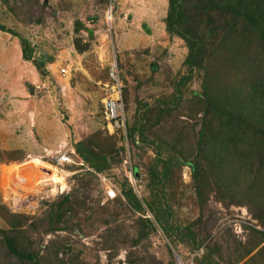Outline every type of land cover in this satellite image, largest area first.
<instances>
[{
	"label": "rangeland",
	"instance_id": "rangeland-1",
	"mask_svg": "<svg viewBox=\"0 0 264 264\" xmlns=\"http://www.w3.org/2000/svg\"><path fill=\"white\" fill-rule=\"evenodd\" d=\"M225 2L187 4L188 27L206 42L205 59L178 92L188 49L167 31V0H0V264H175L172 249L185 257L194 243L216 264H264V141L253 131L264 119L248 120L252 129L231 122L230 133L220 131L242 137L222 144L223 153L216 135L223 119L206 111L205 90L211 98L216 90L227 106L245 97V81L264 78V40L254 33L234 63L236 34L250 25ZM20 39L46 62L44 75L23 59ZM114 59L125 141L110 131L104 109L115 98ZM202 129L213 151L198 146ZM78 142L107 158L103 173L117 183L114 200L87 164H56L55 152L75 151ZM126 159L134 183L124 175ZM162 160L176 162L156 185L150 171L162 173ZM241 168L255 180H227ZM123 184L144 212L122 195ZM147 203L169 212L173 230L191 228L194 239L166 234ZM146 217L155 230L141 237ZM1 230L32 260L11 254Z\"/></svg>",
	"mask_w": 264,
	"mask_h": 264
},
{
	"label": "trees",
	"instance_id": "trees-1",
	"mask_svg": "<svg viewBox=\"0 0 264 264\" xmlns=\"http://www.w3.org/2000/svg\"><path fill=\"white\" fill-rule=\"evenodd\" d=\"M168 1V10H167V17H166V28L170 35L176 36L183 40L186 44V47L188 49L186 59L184 61V64L187 67L186 75H184L178 82V92H180V88L183 87L186 83H188L192 79L193 71L202 69V64L205 59L204 50H205V44L206 42L198 36L195 32H193L188 27L189 22V16L186 11V6L190 2V0H167ZM210 6H213L214 8L220 7V0H213V5L210 4ZM209 6V7H210ZM224 8H230L233 10L234 18L239 15L242 19H244L250 26L249 29L245 31V26L243 27V30L236 34L238 36V39L234 42L233 50L235 51V58H232L234 63L238 65V57L239 56H245V48H247L248 45V37L247 35L250 33H254L258 37H261L264 40V0H226L225 4H223ZM1 29H4L3 27H0ZM235 36V37H236ZM257 38V37H256ZM246 40V41H245ZM20 45L22 50V57L26 61H32L33 64L38 69L39 73L41 75L45 74V65L46 62L44 60H35L33 53L34 49L31 47L30 43L26 39H20ZM243 46V48H241ZM243 59L241 58V64L244 65ZM249 86V91H247L244 95V98H239L240 100H236L235 102H230L225 106L223 103L225 102V97L217 99V96H219V93L214 90L212 91L213 98L210 97L209 91L205 90L204 95L207 97L208 100V106L206 108V111H211L213 114H215L218 118L223 119V123H221V130H217V138L220 139V149L223 152L224 146L222 144H225L226 141L231 140H242V137H234L232 134H225L220 131H226L227 133H230V123L235 122V124L238 127H244L247 126L248 129H252L248 126H251V124H247L246 122L248 120H253L252 118H255L256 116H259L264 119V78L259 77L255 81L248 83L245 81ZM245 82L238 83V87L243 85L245 86ZM238 87H234L232 90L238 91ZM230 92V91H229ZM258 101L256 102V99ZM178 99H176L177 101ZM174 101V103L176 102ZM222 104V105H221ZM221 105V106H220ZM254 122L258 125H260L259 120H254ZM253 127V126H252ZM205 128V126H204ZM203 128V129H204ZM254 132L259 134L264 141V126L263 129L259 127H253ZM200 132V136L198 139V146H202V144H205L208 146V149L210 151H213L209 147V141L210 138H207L203 136V133L205 130ZM140 136H142L143 132L140 131ZM219 135V137H218ZM221 135H225L224 137H220ZM259 137V138H261ZM216 138V140H217ZM260 142V141H259ZM245 143V141H244ZM262 143V142H260ZM216 144V143H215ZM75 153L78 155V157L83 161V163L87 164L89 168L93 169L95 172H103L106 169L109 168L108 160L105 156L100 155L99 153L95 152V150L91 149L90 147L86 146L83 142H78L74 146ZM224 153V152H223ZM163 161L164 164V171L162 173H158L156 167L151 168V178L154 182H156V185L162 183V179L166 177L169 167L176 162V160L170 161ZM220 161H223V158L220 156ZM159 163L160 160H159ZM219 164L218 166H220ZM192 170L194 171L195 176H197V169H199L198 164H192L190 165ZM239 170V171H238ZM235 170L233 176H226L227 180L236 181L237 176H251V172H249V169H238ZM88 171V170H87ZM91 174L90 172H87ZM259 175L256 176V181L258 180ZM253 181L255 180V175L251 176ZM122 195L128 200L129 203L132 204L138 210V212H144L138 198L133 193L132 189L127 187L126 185H122L121 189ZM68 201V196H64L61 199L60 204H58V207L61 205V203H65ZM147 207V210L152 214L155 222L158 224V226L161 227L162 230L166 232V234H169L170 232H176L179 236V240L183 241V238L188 237L191 240L194 239L192 237V229L191 228H183V229H177L175 228L173 230V227L168 226L167 219L169 217V212H166V210H156L150 204H145ZM158 208V207H157ZM140 220H144V225L141 227L142 231L140 232L141 237H145L148 235L149 230H155V227L149 218H140ZM166 220V221H165ZM51 221V220H50ZM166 224V225H165ZM54 229V228H53ZM53 229H51L53 231ZM2 233V239L5 243L6 248L10 251L11 254L15 255L16 257L20 258L21 260H32V254L28 252H24L22 249H18V247L14 244V241H12L10 238L6 236L5 230H1ZM264 234V233H263ZM194 243V242H193ZM199 245L193 244L192 246V252L197 251ZM35 264V262H33ZM196 264H216L215 261L212 258L211 251L207 248V254L206 255H200L196 258Z\"/></svg>",
	"mask_w": 264,
	"mask_h": 264
},
{
	"label": "built area",
	"instance_id": "built-area-1",
	"mask_svg": "<svg viewBox=\"0 0 264 264\" xmlns=\"http://www.w3.org/2000/svg\"><path fill=\"white\" fill-rule=\"evenodd\" d=\"M62 72H64V70H62ZM109 76L112 82L110 89L114 93L115 98L107 99L105 101L104 109H105L106 120L108 121L110 131L113 132L114 130H117L119 134L122 136L123 140L125 141L127 140V137H126V131L124 125V116L122 111V101L120 100L122 83L120 82V78L118 75V67L115 59L110 64ZM55 153L56 154L54 156V160L58 165H63V164H73L78 166L83 165V161L78 157V155L75 153L73 149L69 150V152L68 151L62 152L60 150ZM75 159L77 160L75 161ZM124 163H125L124 175L127 177L130 183H134L135 180L132 177V167L130 163L127 161V159ZM89 170L93 172L97 176L99 181L105 186L106 199L114 200L115 198H117L118 186L117 183L114 181V179L110 178L111 180L109 181L105 178L106 176L103 172H95L94 170L91 169ZM172 253L175 258V264H196V258L203 254V250L198 249L195 252L187 253L185 257L178 254L174 249H172Z\"/></svg>",
	"mask_w": 264,
	"mask_h": 264
},
{
	"label": "bare ground",
	"instance_id": "bare-ground-1",
	"mask_svg": "<svg viewBox=\"0 0 264 264\" xmlns=\"http://www.w3.org/2000/svg\"><path fill=\"white\" fill-rule=\"evenodd\" d=\"M32 162H33L34 164H38L40 161H39V159H34V160H32ZM25 172H26V171H25ZM50 177H51V179L56 180L58 183L62 182V181L60 180V177H59L58 175L52 174Z\"/></svg>",
	"mask_w": 264,
	"mask_h": 264
}]
</instances>
